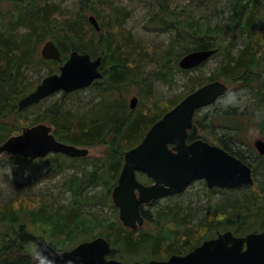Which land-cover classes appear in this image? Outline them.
<instances>
[{
  "label": "trees",
  "instance_id": "obj_1",
  "mask_svg": "<svg viewBox=\"0 0 264 264\" xmlns=\"http://www.w3.org/2000/svg\"><path fill=\"white\" fill-rule=\"evenodd\" d=\"M13 1L16 4L17 12L11 22V33L5 34L4 38L0 39V144L8 139L3 138L2 134L5 131L13 129L14 133H19V126L23 122L28 123L25 118L22 122L18 120L21 112L24 111H19V101L34 91L37 85L27 83L24 80L22 68L23 66L32 68L35 64L33 55L36 44L48 38L55 40L62 51L63 61L68 57L66 54L69 51L87 53L93 58L102 57L100 70L103 71L104 78L91 86L100 92L104 98V105L99 110L83 115L65 110L62 102L63 99L68 98V94L65 93H62V99H55L51 104L45 105L44 102H41L36 105L43 112L35 122H50L55 127L53 133L58 140L78 147L104 146L105 155L111 160V166L105 173H102L103 169H97L82 177L75 176L67 181L69 190L74 195H78V198L83 195L88 186L96 184L103 186L108 191L106 194L108 196L111 189L117 185L124 164L125 152L139 145L155 123L161 120L188 94L205 84L222 78L225 79L227 83L224 82L227 85L237 83L243 87L257 86L264 92V85L260 80L261 74L264 73V66H262L264 61V33L261 34L255 29L258 0L237 4L238 7L235 10L229 31L245 33L247 36L245 47L236 56H232L230 53L224 55V61L221 62L217 73L208 79L207 83L190 80V91L184 96L168 102L155 98L152 93V84L147 83L145 85L146 92L141 101L143 106L133 110L129 107L130 111L124 104V96L119 94L122 93L121 90L124 89V85L134 83L140 77L139 66L146 53L142 47H138V44L132 41L129 36L120 39L121 36L119 37L115 30L106 33V20L104 24L103 22L100 23V31L93 28L88 20L87 12L90 10L95 13L96 10L93 7L91 9L86 0L80 2L73 20H70L69 16L71 15L69 13L66 16L60 5L51 2L52 0ZM163 13L162 22H168L167 18L170 17L169 29L176 32L172 36L170 51L165 53V65L173 63L174 66H178L179 71H185L179 67V60L187 53L206 49H219L220 51L219 43H217L218 38L215 37L216 35L214 36L216 32L211 29L201 31L200 28L194 27L190 23L187 26L184 25L171 16L172 12H169L167 7ZM114 19V24H120V26L124 24V18L115 15ZM22 25L28 28V33L20 38L17 35V29ZM86 27L91 29L90 34L84 32ZM38 61L40 65L45 64L49 68H56V71L51 74L59 72L61 63L46 62L43 59ZM171 68L169 66L167 72L159 73L156 77L171 84L173 80ZM145 79L141 77V81L137 82L141 84ZM243 115L229 111L223 115L215 114L211 117H200L199 110L195 116L193 129L189 132L188 141L200 139V131L215 128L233 130L235 131L233 137H238L242 132L241 117ZM5 121H12L11 128L6 125ZM246 125L249 126V124ZM212 131L215 133V130ZM216 141L217 146L252 165L253 171L260 161H264V156H260L256 152L251 153L247 150L241 152L233 149L232 138L227 139L226 135L216 138ZM235 142L237 144V141ZM249 154L254 155V164L247 161ZM56 157L61 160V166L69 161L67 156L58 154ZM140 176L141 174H138V177ZM147 180L151 182L150 179L147 178ZM261 190L262 192L258 193L257 197L251 199L250 202L235 200L229 210L219 207L217 210L207 213L204 222L197 226L186 224L183 219H178V215L175 213H173L175 214L173 217L169 214H158L155 218L150 211L142 208L146 223L159 225L164 222L166 225L160 227L158 232L140 231V229L134 231L125 227L118 218L108 228V231L111 232L112 246L125 248L126 252L132 256L139 253L147 254L145 259L139 261L142 264H147L151 259L167 260L172 255H186L205 240L214 238L224 231H232L238 237L263 231L264 190ZM211 191H220V189L216 188ZM33 202L29 201L25 206L21 202L17 207L18 209H16L17 202L15 203V201L0 204V220L2 222H15L21 215L34 214L41 221H50L56 228V232L52 236L53 243H51L55 249L60 251L69 250L65 246L68 233L82 228L81 223L91 225L99 223L96 219L92 220L91 218L90 221H87V216L76 207L66 210L65 215L58 216L55 213H47L46 210L52 209L51 207L41 206L36 210V206H34L33 209ZM156 202L158 200L149 205ZM254 223H256L255 226ZM174 224L176 227L181 226L182 230L179 231ZM36 240L24 226H21L19 233H16L0 251V264H32L30 249ZM117 257L116 251L111 249L108 258Z\"/></svg>",
  "mask_w": 264,
  "mask_h": 264
},
{
  "label": "rangeland",
  "instance_id": "obj_2",
  "mask_svg": "<svg viewBox=\"0 0 264 264\" xmlns=\"http://www.w3.org/2000/svg\"><path fill=\"white\" fill-rule=\"evenodd\" d=\"M81 1L52 0L51 2L60 5L64 14L67 16V13H69L71 15L69 16L70 20H73ZM86 1L90 4L91 9L93 7L96 10L95 13L89 10L87 12L88 18L93 15L98 19L99 23L103 22V24L106 20V33L115 30L119 37L121 36L120 39L129 36L132 41L138 44V47H142L146 52L144 54V60L139 66V79L134 83L124 85V89L121 90L122 93L119 94L124 96V104L127 110L130 111V100L134 97H137L139 100L135 109L143 106L141 101L146 92L145 85L147 83L152 84L153 96L163 102L172 101L189 92L190 80L207 83L208 79L217 73L221 62L224 61V55L230 53L232 56H236L245 47L246 34L240 31L231 32L229 31V27L233 22L235 10L238 7L237 4L241 2L244 4L253 0ZM166 7L169 9V12H172L171 16L173 18L186 26L190 23L194 27L200 28L201 31L211 29L216 32L214 36L216 35L215 37L218 38L219 53L207 61L204 66L201 65L202 67L190 72L179 71L178 66H174L173 63L165 65V53L170 51L172 36L176 33L169 29L170 17L167 18L168 22H162L161 18L164 17L163 12ZM16 12L17 7L13 0H0V39L4 38L5 34L11 33L10 26ZM115 15L120 16L122 19L124 18V24L122 26L120 24H114L113 19ZM92 27L94 28L93 25ZM255 29L261 34L264 33V0H258V10L255 14ZM84 32L90 34L91 29L86 27L84 28ZM27 33L28 28L26 26L22 25L17 29V35L20 38ZM48 40L53 39L48 38L34 46L35 54L33 55V60L35 64H33L32 68L26 66L22 68L24 80L27 83H35L38 86L46 76L56 71V68H49L45 64L40 65L38 61L42 60L41 51ZM53 41L55 42V40ZM63 46L65 47V45ZM70 53L71 51L66 55L69 56ZM67 59L68 57L65 61ZM45 61L47 62V60ZM168 65L172 67L170 71L173 72L171 84L165 83L156 77L159 73L167 72ZM262 66H264V61L262 62ZM141 77L146 79L140 84L137 81H141ZM260 80L264 85V73L261 74ZM219 81L224 82L225 79L221 78ZM228 85L230 89L242 91L241 103L236 107L223 109L219 106L220 99H218L215 104L201 109L200 117H211L215 114L223 115L229 111L238 115L244 114L241 117L244 124H241V134L238 137H233L235 131L215 128L200 131V139L216 145V138L226 135L227 139L232 138V147L236 151L242 152L247 150L251 153L256 152L257 154L258 151L255 148V142L258 139H264V99H262L264 92L257 86L243 87L237 83ZM62 93L58 92L43 102L47 105L51 104L55 99H62ZM103 101L104 98L100 92L89 87L68 94V98L63 99L62 102L65 110L71 111L74 114L83 115L99 110L104 105ZM42 112L43 110L36 105L25 109L21 112L18 120L22 122L25 118L28 120V123L23 122L19 126V133H14L13 129L11 131H5L2 134L3 138L19 135L23 128L32 127L40 123L47 124L54 130L55 127L48 121L35 122L40 118ZM5 123L11 128L12 121H5ZM246 124H249V126ZM212 130H215V133ZM235 141H237V144ZM81 147L88 148L89 155L79 159L68 157L69 161L64 166H61V160L54 154L36 160L26 159L18 155H8L6 153L0 155V204H8L15 201V203L17 202L16 209H18L19 203L22 202L25 206L29 201H34L33 209L34 206H36V210L41 206L45 208L51 207L52 209L46 210L47 213H55L58 216L65 215L66 210H71L73 207L79 208L87 216V221L96 219L99 223L96 225L81 223L82 228L80 227L76 231L69 232L65 243L66 249L72 250L83 242L103 237L110 242L111 249L115 250L119 257L111 259H116L124 263L142 261L147 254L139 253L138 255L132 256L126 252L125 248L117 246L114 248L112 246L110 240L111 232L108 231V228L118 218L123 224L120 219L119 210L113 202L112 195L114 188L106 196L108 191L103 186L99 184L88 186L79 198L78 195H74L69 190L67 181L72 177H82L86 173L96 171L97 169H103L102 173H105L111 166V160L105 155L106 149L104 146ZM248 156L247 161L254 164V155L249 154ZM260 163L255 166V171H253L255 183L250 187L220 189V191L212 192L206 182L200 180L194 182L184 193L160 199L153 205L148 204L144 206L143 209L150 211L155 218L158 214H169L171 217L176 214L178 215V219H183L186 224L193 226L200 225L204 222L207 213L215 211L219 207L229 210L235 200L250 202L251 199L257 197L258 193L262 192L261 189L264 190V161H260ZM252 169L254 168L252 167ZM147 178L143 174L138 177L143 184L151 185L153 181L150 179L151 182H148ZM159 225L146 223L140 228V231L158 232L159 228L166 224L162 222ZM255 225L256 223H254ZM21 226H24L37 239L35 244L38 240L45 239L52 245V236L55 234L56 228L50 221H41L34 214L21 215L15 222H2L0 220V251L4 245L10 242L16 233H19ZM174 226L176 227V224ZM176 228L179 231L182 230L181 226Z\"/></svg>",
  "mask_w": 264,
  "mask_h": 264
},
{
  "label": "water",
  "instance_id": "obj_3",
  "mask_svg": "<svg viewBox=\"0 0 264 264\" xmlns=\"http://www.w3.org/2000/svg\"><path fill=\"white\" fill-rule=\"evenodd\" d=\"M88 20L97 31L101 30L95 16L91 15ZM218 51L189 52L179 60V67L183 70L198 68ZM41 56L44 60L63 62L62 51L53 40L44 44ZM101 64V56L92 58L90 54L72 51L59 73L46 76L34 91L19 101V111L58 92L70 94L91 87L104 78ZM229 89L225 82L217 80L191 92L151 127L139 145L125 152L123 168L112 195L125 227L134 231L143 227L146 223L142 213L144 206L182 194L196 181H205L211 190L254 185L250 164L202 139L188 141L197 112L215 104ZM138 101L137 97L130 100L132 110ZM255 148L260 156H264V139H258ZM3 153L32 160L50 154L85 158L89 149L58 140L51 126L40 123L23 128L19 135L0 144V155ZM138 174L146 175L153 183L143 184ZM37 243L46 249V259L54 264H142L108 258L111 244L103 237L67 251L55 249L45 239ZM147 264H264V230L241 237L226 231L204 241L186 255H172L167 260H151Z\"/></svg>",
  "mask_w": 264,
  "mask_h": 264
},
{
  "label": "clouds",
  "instance_id": "obj_4",
  "mask_svg": "<svg viewBox=\"0 0 264 264\" xmlns=\"http://www.w3.org/2000/svg\"><path fill=\"white\" fill-rule=\"evenodd\" d=\"M242 91L236 89L226 90L221 98L219 106L223 109L230 107H236L241 103ZM30 255L33 264H54L50 259H46V249L42 247L39 243L33 244L30 249Z\"/></svg>",
  "mask_w": 264,
  "mask_h": 264
},
{
  "label": "flooded vegetation",
  "instance_id": "obj_5",
  "mask_svg": "<svg viewBox=\"0 0 264 264\" xmlns=\"http://www.w3.org/2000/svg\"><path fill=\"white\" fill-rule=\"evenodd\" d=\"M47 61H50V60H47ZM61 66H62V65L59 66V72H60V67H61ZM59 72H58V73H59ZM103 75H104V74H103Z\"/></svg>",
  "mask_w": 264,
  "mask_h": 264
}]
</instances>
